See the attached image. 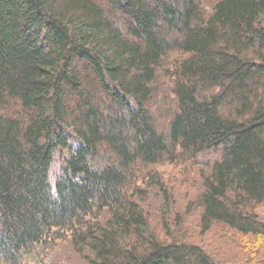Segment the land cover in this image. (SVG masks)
I'll return each instance as SVG.
<instances>
[{
	"label": "trees",
	"instance_id": "trees-1",
	"mask_svg": "<svg viewBox=\"0 0 264 264\" xmlns=\"http://www.w3.org/2000/svg\"><path fill=\"white\" fill-rule=\"evenodd\" d=\"M202 157L182 212L155 169ZM216 228L233 249L195 241ZM64 241L77 264H264V0H0V264Z\"/></svg>",
	"mask_w": 264,
	"mask_h": 264
},
{
	"label": "rangeland",
	"instance_id": "rangeland-1",
	"mask_svg": "<svg viewBox=\"0 0 264 264\" xmlns=\"http://www.w3.org/2000/svg\"><path fill=\"white\" fill-rule=\"evenodd\" d=\"M171 61V59H169ZM209 159H213L214 154L208 155ZM198 158V164L193 163H179L178 161L173 164H163L157 166L155 174L163 179V183L172 190L169 192L175 195L179 209L186 210L189 203H193L196 197L201 193V178L203 174L207 173L204 165V157ZM208 159V160H209ZM210 160L207 162L209 163ZM150 195L146 196V200L141 204L142 207L148 211L151 225L155 224L160 218L159 209L162 207L161 196L157 195L155 188H150ZM192 223V222H191ZM196 235V234H195ZM220 237L222 242L217 238ZM232 236L220 228L214 229L210 234L203 238L195 239L198 244H201L207 250L227 252L232 248ZM78 256L73 253L68 242L64 241L55 245L54 247L47 248L37 258L30 259L27 264H77L79 262Z\"/></svg>",
	"mask_w": 264,
	"mask_h": 264
}]
</instances>
